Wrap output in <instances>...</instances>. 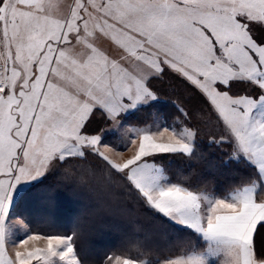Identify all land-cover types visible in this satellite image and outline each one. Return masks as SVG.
I'll return each mask as SVG.
<instances>
[{
  "label": "snow or ice",
  "instance_id": "1",
  "mask_svg": "<svg viewBox=\"0 0 264 264\" xmlns=\"http://www.w3.org/2000/svg\"><path fill=\"white\" fill-rule=\"evenodd\" d=\"M70 9L56 15L52 0H0V264H83L75 233H58L59 203L42 208L51 217L46 232L24 225L16 238L13 226L15 207L39 202L52 171L89 156L105 162L109 186L122 185L125 196L199 242L155 264H264L257 243L264 234V195L257 199L264 193V0H74ZM99 37L122 49L118 58L95 46ZM73 41L89 50L84 59L70 55ZM164 66L199 91L224 132L209 144L227 142L224 163L251 170L247 181L216 195L168 175L160 161L204 157L194 115L176 106L169 124L159 112L151 80ZM149 108L158 110L151 123L127 126ZM97 112L112 123L110 134L89 132ZM132 145L122 163L102 150ZM102 264L153 261L112 252Z\"/></svg>",
  "mask_w": 264,
  "mask_h": 264
},
{
  "label": "rangeland",
  "instance_id": "2",
  "mask_svg": "<svg viewBox=\"0 0 264 264\" xmlns=\"http://www.w3.org/2000/svg\"><path fill=\"white\" fill-rule=\"evenodd\" d=\"M52 3L55 6L56 15H67L71 10L70 5L74 3V0H52ZM257 35L258 36L261 35V32L259 30L257 32ZM93 43L97 48H99L105 54L109 55L111 58H118L120 52L122 51V49H119L118 46L110 38L107 37H99L95 39ZM68 47L70 48V55L79 59H84L89 53V50L84 45L76 44L75 41H73V44L69 45ZM164 67H165V71L161 73L160 77L151 80V87L153 88L154 91L157 92V94L161 98L159 112L161 115L164 116V118L167 120L169 124H171L173 122V119L179 115V113L175 109H172V108H176V106H179L180 108H183L186 111H188L190 114H193L194 118L191 121V126H194L199 130L198 140L199 141L202 140L199 143V149L200 152H202L201 150L203 149V146L209 144L210 137H216V139L219 140L220 136L224 134L223 128L220 124L216 122L215 117L209 114L210 112L209 106L204 101L203 97L200 95L199 91L195 88V86L192 85L187 80H185L178 73L174 72L172 69L167 68L166 66ZM182 96L185 98H183ZM193 100L195 101L196 104L193 105V108L194 109L195 107L199 108L200 110L199 113L198 112L196 113L195 112L196 109L194 110L191 107L192 103L194 102ZM166 105H168V108L170 106L169 108L170 111L169 109L167 110V107H165ZM164 110H166L167 112ZM157 111H158L157 108H149V109L141 110L140 112L131 115L127 119L126 121L127 126L143 127L145 122H149V123L152 122L153 114L157 113ZM198 119H200L204 124H206L207 127L201 126L202 123H200ZM111 128H112V123L108 121L104 115L97 112L91 121V124L89 126V132L96 133L99 132L100 130H103V134H110L109 130ZM120 140H121L120 135L110 136L109 142L113 145H116L120 143ZM223 144H228V143L225 142ZM228 148L232 150L231 147ZM102 150H104L106 155H108L115 162L122 163L134 154V152L136 151V145H132L131 148L127 151L118 150L114 146ZM183 161L184 160L179 159L177 157H172L171 159L160 161V163H162V165L167 169V171L169 169H172L173 172L169 171L170 175L168 173V175L172 179L173 177L171 173L176 175L177 178L183 180H189V183H192L194 178L191 177L193 176V174H189V171H185L183 169V168H189L191 165L187 167H183L184 165L182 164ZM104 169H105V162L101 161L97 157L89 156L86 162H77V163L69 164L67 166H62L52 171L48 175L45 183L41 185V188L39 190L43 192L51 188V191L53 193L55 191L60 193L68 192V194L69 192H72L77 195V198L87 193L89 198H93L95 200L97 199L99 202H105V200H109L110 202L122 204V202L126 200L125 204L127 202L128 206L104 205L102 208H97V209L107 212L111 211L114 212L115 214L119 212L120 215L121 214H123L124 216L127 215L132 220L135 219L138 220L140 219V217L142 219L143 212H148V211L143 207L141 203H139L135 199L129 196H125L123 194L124 189L122 185L118 184L116 187L109 186L106 180V173ZM116 179L118 180V177ZM71 189L73 190L71 191ZM57 192H55L54 194H57ZM48 196H53V194L52 195L49 194ZM43 197L44 196H42V198L40 199L41 208L47 207L49 209H55L54 203L55 204L59 203L64 198V195L57 198L59 200L55 199V196H53L52 198L49 197L43 198ZM27 201L28 199L24 201L25 204ZM69 201L70 200H68V202ZM24 202L20 203L14 209L16 215H15V224L13 226V230L16 233V238H20L24 235L22 231L24 225H27L32 230V227L28 223L23 212ZM73 211H74L73 215H76V213L78 215V213L80 212V208L79 209L74 208ZM42 213L46 214L41 210V214ZM87 213L93 214L96 212L93 211L92 208H89ZM47 215L50 216L49 214ZM157 224L158 223L153 224L154 227L151 229V232L149 233L147 238L156 234V229L158 226ZM138 226L139 224L130 227L129 225L126 224L120 236L121 237L126 236L129 232L131 233L132 231L135 230V228H138ZM85 229L87 230L88 227L85 226ZM144 238L145 237H141V239H138V243L144 244ZM152 240L148 239V243L149 244L153 243ZM163 243H165V240L160 237L151 247H155ZM33 244L42 247L44 246V241L30 242V246H32ZM15 250L16 249L11 244L8 245V251L10 255H14ZM131 256L138 257L142 260H151L153 261V264H155L156 262L154 258H150L149 256H147L148 258H145L143 252L137 253L136 256L134 255Z\"/></svg>",
  "mask_w": 264,
  "mask_h": 264
},
{
  "label": "trees",
  "instance_id": "3",
  "mask_svg": "<svg viewBox=\"0 0 264 264\" xmlns=\"http://www.w3.org/2000/svg\"><path fill=\"white\" fill-rule=\"evenodd\" d=\"M194 104L195 101L192 103V108ZM165 107H167V110L170 108V106L168 108V105ZM172 109L176 110V108ZM195 109V112L199 113V108L195 107ZM198 121L202 123L201 126L207 127L200 119H198ZM201 141L202 140H198L199 143ZM228 147L231 146L223 143L221 145H204L201 150L204 159L193 161L191 164L185 160L182 162V164H184L183 167L191 165L189 168L183 169L185 171H189V174H193L191 177L194 178L193 182L189 183V180L177 178L176 175L171 173L173 179L184 181L193 187L199 188L201 191L216 195H221L224 190L230 189L236 184L247 181L253 176L251 170L244 168L242 165H226L224 163L229 160V154L232 151ZM209 164H212L213 166L210 168ZM169 171L173 172L172 169H169L168 173ZM72 190L73 189H71V191ZM39 191L41 192V190ZM48 191H51V188L41 192L42 196L46 198H52L55 196V199H57L64 195V198L62 197L63 199L61 200L62 202H59L60 211L58 214V233L61 235H72L75 233L74 243L77 246V251L83 264H102L106 255L112 252H115L116 254L124 253L130 256H136L137 253L143 252L145 258H148L147 256H149L150 258H154L155 261H162L165 256L173 254L179 247L186 246L189 242L192 244L199 243L195 236L175 232L165 225L160 219L151 216V213L143 212L142 219L140 217L138 220H132L127 215H120L119 212L115 214L111 211L107 212L97 209L102 208L104 205L128 206L127 202L125 204L126 200L123 201L122 204L110 202L109 200L99 202L97 199L95 200L93 198H89L87 193L83 194V196L78 195L79 197L77 198V195L72 192H69V195L68 192L60 193L55 191L57 194H54L55 192L53 193L52 191ZM49 194H53V196H48ZM68 200L70 201L68 202ZM54 206L56 208L57 204L54 203ZM23 207L24 215L28 223L31 225L33 232H46L48 230L49 220L51 217L47 214H41V200L37 202L30 198L26 204L24 202ZM74 208H80L78 215L77 213L76 215H73L74 211H76H73ZM89 208H92L96 213L88 214L87 211ZM155 223H158L156 234L147 238L151 229L154 227L153 224ZM126 224L130 227L136 224H139V226L131 233L129 232L130 234L128 233L126 236L121 237L120 234ZM85 226L88 227L87 230L85 229ZM141 237H145L144 244L138 243V239H141ZM160 237L165 240V243L151 247ZM148 239H153V243L149 244ZM257 243L258 245H264V234L258 238Z\"/></svg>",
  "mask_w": 264,
  "mask_h": 264
},
{
  "label": "crops",
  "instance_id": "4",
  "mask_svg": "<svg viewBox=\"0 0 264 264\" xmlns=\"http://www.w3.org/2000/svg\"><path fill=\"white\" fill-rule=\"evenodd\" d=\"M262 195H264V193L258 191V193H257V199H260Z\"/></svg>",
  "mask_w": 264,
  "mask_h": 264
}]
</instances>
